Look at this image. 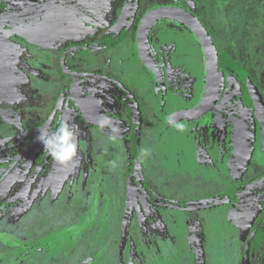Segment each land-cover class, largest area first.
Returning a JSON list of instances; mask_svg holds the SVG:
<instances>
[{
	"label": "rangeland",
	"instance_id": "1",
	"mask_svg": "<svg viewBox=\"0 0 264 264\" xmlns=\"http://www.w3.org/2000/svg\"><path fill=\"white\" fill-rule=\"evenodd\" d=\"M161 1L141 0L140 3L146 9L149 4ZM171 1L182 3L199 16L213 36L219 53L224 94L233 88L235 80L239 82L237 98L226 108L243 114L258 126V113L264 110V0ZM11 2L6 0V3ZM88 2L104 16L110 11L115 13L114 4L124 0ZM153 28L151 36L158 41L163 38L168 45L171 40L177 45L174 47L176 52L181 53L175 54L173 65L169 61V75L173 79L167 98L170 110L197 103L204 87L203 55L199 43L186 27L176 21L162 20ZM177 63L180 68H184L180 74L171 72L170 67H175ZM224 108L219 105L214 114L217 113L219 117L224 115L225 118L228 113ZM153 120L160 119L154 117ZM59 121L60 118L55 127L59 126ZM222 121V133L227 140L230 131H227L226 121ZM75 123L78 126L77 118ZM161 126L160 130L155 129L154 124L150 128L161 139L153 133L151 137L148 135L145 146L140 148L148 149L150 156L138 165L140 183L143 182L145 190L160 202L185 207L205 201H220L246 188L251 176L248 171L264 163V143L258 139L255 141L254 162L250 169L241 173L236 168L239 176L234 172L231 151L229 156L232 161L224 153L216 154L215 161L220 165H216L217 169L215 162L201 154L194 157L191 154L193 159L185 160L180 151L195 148L198 135L200 150H207L211 146L217 148L219 138H213L215 134L206 129L207 124L200 130L190 126V131L183 132L179 137L170 124ZM38 130L40 128L33 132ZM169 132L174 134L171 136ZM31 139L36 140L35 137ZM167 140L169 146H164L167 150L162 149L161 145ZM37 142H41L40 139ZM219 145L222 147L223 137ZM137 147L138 153H141L139 145ZM223 147V151H226L225 147L228 146ZM3 150L1 153L5 154ZM35 157H28L30 160L26 161L28 170L25 176L30 184L36 181V186L31 185L32 192L44 196V205L48 207L46 213L41 215L44 218L40 220L41 223L30 218L28 230L20 229L23 224L16 219L18 216L13 210L16 205H20V209L25 202H13L15 197L9 196L13 192L7 189V184L15 179L10 180V177L9 181H4L6 184H1L0 264H264V226L261 224L256 228L253 223L261 210L260 200L264 193L256 194L253 191L248 194L259 204L258 201H250L248 205L249 198L244 199L242 205L246 216L241 226L236 225L229 215V204L203 211L202 214L172 211L152 204L136 186L132 165L123 162L122 158L117 160L107 156L109 159L105 163L96 160L97 170H91L83 158L78 160L80 165L76 166L74 173H70L71 177L65 178L67 172H61L58 178L41 182L43 172L38 170ZM216 175L222 176L221 183L215 178ZM144 176L150 181L148 185ZM72 179H76L75 184H71ZM209 186L211 188L208 190ZM209 195L212 196L208 198ZM3 198L10 201L9 205L3 206ZM33 201V196L29 197L28 205ZM13 203L16 205L13 206ZM17 222L19 227L15 225ZM191 225L198 230L199 236ZM16 228L19 232L17 235L29 242L28 250H31L23 259L21 257L27 248H15L19 247L16 244L20 241L13 239L11 234H5V231H14ZM179 228L183 229L182 234ZM251 228L253 235L248 242ZM184 231L188 232L193 242L190 250L186 246L183 249V243L188 239L183 235ZM3 243H6L4 247Z\"/></svg>",
	"mask_w": 264,
	"mask_h": 264
},
{
	"label": "flooded vegetation",
	"instance_id": "2",
	"mask_svg": "<svg viewBox=\"0 0 264 264\" xmlns=\"http://www.w3.org/2000/svg\"><path fill=\"white\" fill-rule=\"evenodd\" d=\"M11 1V3H6V0H0V153L1 149L6 152L0 154V186L12 177L10 180H15L7 184V189L13 192L9 196L15 197L13 202H25L20 209L18 208L20 205L12 204L16 205V209L13 210L18 216L16 219L21 220L23 224L19 227V222H17L16 226L20 229L25 228L27 231L30 218L41 223L40 220L44 219L41 215L46 213L48 207L44 205V201H46L44 196L32 192L31 185L33 183L30 184L29 179L25 176L28 170L26 161L30 160L29 156L35 155L36 166L43 172L41 173V182L44 179L50 182L51 178H58L61 172H67L66 176L74 173L76 166L80 165L77 163L78 160L83 158L89 163L91 170H97L94 163L96 160L105 163L109 159L107 156H112V159L116 158L117 160L122 158L123 162L132 165V175L136 186L141 189L143 196L152 204L169 208L172 211L199 212L201 214L203 211L229 204V215L233 222L242 226V221L246 216L242 205L244 199L249 198V205L258 200L249 197L248 194L253 191L256 194L264 193V163H261L262 166L258 165L256 169L248 171L251 176L246 188L225 197L220 200L221 202L215 200L193 206H176L160 202L145 190L146 188L142 186L143 182L140 183L138 165L145 158H141L137 146L139 145V148L145 146L148 135L151 137L153 133L150 131L153 124L155 129L159 130L162 128V124H169L167 120L169 115L177 122H184L189 127L192 126L194 130H200L202 126L205 128V124H207L206 129L212 130V133L215 134L213 138L217 140L219 138V147L211 146L207 150H200V135H198L196 137L198 145L193 149L181 150L182 158L190 160L194 155L201 154L211 162H215V166L220 167L215 161L216 154L224 153L227 155V159L231 160L229 156L231 151L236 176H239L243 170L250 169L254 162L255 141L258 139L264 143V110H260L258 113V126L243 114L230 111V107H227L228 110H226V106H230L239 93L240 84L237 80H235L233 88L226 94H224V85L221 82L217 101L196 118L184 119L177 117V114L196 107L200 103L202 95L200 100L193 105L170 110L167 98L169 90L172 88L171 81L173 79L169 75V61L173 65L175 54L181 53L176 52L174 47L177 45L171 40L168 45V42L163 38L158 41L151 34L154 33L153 27L159 21L175 20L159 18L147 30V50L158 68L160 78L141 61L137 38L144 16L159 8L179 6L193 13L191 10L182 3L171 0L149 4L146 9H143L141 0H124L122 3L114 4L115 13L110 11L103 16L89 4V0ZM187 1L191 2V0ZM194 15L203 23L199 16ZM176 22L190 31L183 23ZM204 26L206 27L205 24ZM193 36L199 43L194 34ZM170 68H172L171 72L177 71L178 74L182 73L184 69L180 68L178 63L175 67ZM219 105L224 106V110L228 113L225 118L224 115L219 117L217 113L214 114ZM102 115L110 117L111 126H117L120 129L118 133L114 134L118 137L115 142L108 140L107 134L111 132V126L106 125L103 129L98 126ZM154 117H159L160 120L155 121ZM59 118V124L68 122L75 125L77 130V156L67 164H61L54 160L45 152L43 143L37 142L42 129L46 133H51L57 128L55 123ZM75 118L78 119V126L75 123ZM222 119L228 125L227 131L228 129L230 131L227 140L225 134L222 133ZM240 120L247 123V128L251 132L247 144L249 155L245 162L241 159L237 147V129ZM159 124L161 125L156 127ZM189 127L188 131H190ZM38 128H40L38 132H33ZM169 133L171 136L174 134ZM153 135L161 139L154 133ZM175 135L179 137L182 136V133L177 131ZM31 137H35L36 140L32 141ZM221 137H223L222 147L219 145ZM152 145L150 144V146ZM224 145L228 146L225 147L226 151H223ZM164 146H169L168 140L161 145L162 149H166ZM43 149L44 151H42ZM127 152L129 154L126 157ZM243 153L241 152L242 156H244ZM236 168L240 169V173ZM15 174L16 176H14ZM71 175L65 176V178H69ZM144 177L146 185H148L150 181L146 176ZM215 178L219 183L223 180L219 175H216ZM71 182V184H75L76 179H72ZM35 183L34 180L33 186H36ZM77 183L79 184V182ZM28 184L29 187H27ZM210 188L211 186L207 187L208 190ZM68 194L70 193L68 192ZM31 196L34 201L28 205ZM211 196L209 195L208 198ZM3 199L1 200L3 206L9 205L10 201ZM260 202L264 203V196ZM261 203L259 215L253 222L256 228L261 224L264 226V207L262 208ZM9 223L12 224L11 220ZM191 228L199 236L198 230L192 225ZM17 229L5 231V234H11L13 239L16 238L20 241L16 244L19 247L15 248H27L24 256L21 257L23 259L29 255L31 250H28L29 242L17 235L19 233ZM183 229L186 228L183 226ZM183 229L179 228L181 234ZM187 231H184L183 235L188 237ZM252 235L253 229L251 228L247 237L248 242ZM198 240L199 237H197V243ZM6 243H3L2 246ZM192 243L188 237L183 243V249L186 246L190 250ZM194 247L193 245L192 248Z\"/></svg>",
	"mask_w": 264,
	"mask_h": 264
},
{
	"label": "water",
	"instance_id": "3",
	"mask_svg": "<svg viewBox=\"0 0 264 264\" xmlns=\"http://www.w3.org/2000/svg\"><path fill=\"white\" fill-rule=\"evenodd\" d=\"M159 18H169L183 23L195 35L201 45L205 68V85L201 101L193 109L182 111L177 114V117L184 119L196 118V116H199L211 108L220 95L222 77L219 71V55L217 47L207 28L199 18L190 11L176 6L159 8L148 12L140 23L137 38L138 53L141 61L158 78H160V73L153 59L149 56L146 34L148 27ZM249 135H251V132L247 128V123L244 120L238 121L237 147L243 162L246 161L249 155L247 147ZM241 152H244V156H242Z\"/></svg>",
	"mask_w": 264,
	"mask_h": 264
},
{
	"label": "clouds",
	"instance_id": "4",
	"mask_svg": "<svg viewBox=\"0 0 264 264\" xmlns=\"http://www.w3.org/2000/svg\"><path fill=\"white\" fill-rule=\"evenodd\" d=\"M168 123L178 132H186L188 125L184 122H177L171 115L167 117ZM106 125L111 126L110 117L102 115L99 120V127L103 129ZM120 129L117 126H111V132L107 134L110 142H115L118 137L114 135ZM40 141L44 145L45 152L48 153L54 160L61 164H67L77 156L78 141L77 130L75 125L68 122H62L51 133H46L43 129L39 136ZM141 158L149 157L148 149H141Z\"/></svg>",
	"mask_w": 264,
	"mask_h": 264
}]
</instances>
